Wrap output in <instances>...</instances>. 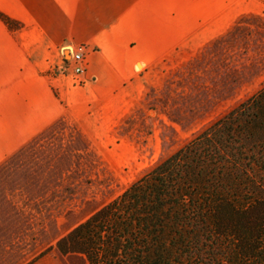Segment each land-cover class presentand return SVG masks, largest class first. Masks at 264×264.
<instances>
[{
	"label": "rangeland",
	"instance_id": "1",
	"mask_svg": "<svg viewBox=\"0 0 264 264\" xmlns=\"http://www.w3.org/2000/svg\"><path fill=\"white\" fill-rule=\"evenodd\" d=\"M185 37L140 69L114 121H59L36 131L0 89V264H84L56 240L264 85V3L164 0ZM58 74L57 72H54ZM61 75V74H60ZM71 81L67 75H62ZM25 136L24 134H29Z\"/></svg>",
	"mask_w": 264,
	"mask_h": 264
},
{
	"label": "trees",
	"instance_id": "2",
	"mask_svg": "<svg viewBox=\"0 0 264 264\" xmlns=\"http://www.w3.org/2000/svg\"><path fill=\"white\" fill-rule=\"evenodd\" d=\"M51 249L84 264H264V85Z\"/></svg>",
	"mask_w": 264,
	"mask_h": 264
},
{
	"label": "crops",
	"instance_id": "3",
	"mask_svg": "<svg viewBox=\"0 0 264 264\" xmlns=\"http://www.w3.org/2000/svg\"><path fill=\"white\" fill-rule=\"evenodd\" d=\"M246 11H260L259 2L244 0ZM0 89L13 91L23 120L32 131L59 121L81 123L96 115L114 121L132 96L135 71L165 53L167 25L177 23L185 37L197 29L181 30V8L167 21L164 0H0ZM84 43L86 81L76 85L51 71L57 50ZM25 136L31 135L24 134Z\"/></svg>",
	"mask_w": 264,
	"mask_h": 264
},
{
	"label": "built area",
	"instance_id": "4",
	"mask_svg": "<svg viewBox=\"0 0 264 264\" xmlns=\"http://www.w3.org/2000/svg\"><path fill=\"white\" fill-rule=\"evenodd\" d=\"M89 52L88 45L84 43L63 45L57 50L58 62L51 67V71L69 76L73 84H83Z\"/></svg>",
	"mask_w": 264,
	"mask_h": 264
}]
</instances>
